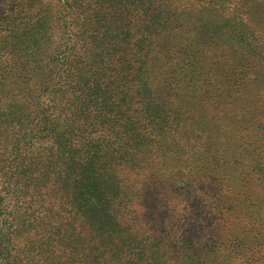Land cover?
<instances>
[{"label": "trees", "instance_id": "trees-1", "mask_svg": "<svg viewBox=\"0 0 264 264\" xmlns=\"http://www.w3.org/2000/svg\"><path fill=\"white\" fill-rule=\"evenodd\" d=\"M59 1L61 36L44 56L52 67L35 73L42 81L32 80L38 90L10 139L0 122V164L9 153L10 190L21 194L8 214L13 246L0 255L30 264H164L166 238L155 233L153 195L144 194L141 180L161 177L159 162L180 152L206 162L212 179L219 157L202 155L211 145L210 125L246 120L239 112L254 105L234 104L224 94L220 52L207 54L211 46L186 35L196 30L193 13L177 17L172 4L159 6L161 0ZM20 2L0 7V32ZM12 26L4 33L16 36ZM255 59L264 67V55ZM82 88L91 95L88 117L60 119L56 95L78 99ZM217 106L226 111H213ZM146 171L138 179L136 173ZM199 174L207 175L202 167ZM24 205L34 208L26 215Z\"/></svg>", "mask_w": 264, "mask_h": 264}, {"label": "rangeland", "instance_id": "rangeland-1", "mask_svg": "<svg viewBox=\"0 0 264 264\" xmlns=\"http://www.w3.org/2000/svg\"><path fill=\"white\" fill-rule=\"evenodd\" d=\"M10 1L0 0V7L8 6ZM171 4L177 17L184 18L181 15L186 13L196 17V30L187 33L188 37L211 46L207 54L220 52L217 75L222 76L224 94L232 95L234 104L244 99L254 106L239 112L246 114V120L238 123L216 120L210 125L211 145L202 155L219 157L218 175L212 174V179H208L211 167L206 162L200 165L201 161L192 155L180 152L159 162L157 173L161 177L141 180L144 194L153 195L154 201L148 199V202L154 207L150 209H155V233H163L166 238L161 260L164 264H264V67L255 59L264 55V0H197L190 6L176 0H161L159 6ZM19 5V11L14 12L0 32L3 33L0 35V122L9 139L26 120L28 102L33 101L38 90L32 80L40 83L42 74L52 67L46 64L44 56L57 47L61 36L59 0H21ZM11 25L16 36L4 33ZM31 33L33 38L29 39ZM230 52L238 54L230 55ZM42 66V74L36 75ZM74 77V82L82 84L78 76ZM81 91L83 96L78 99L75 93L74 99L66 92L56 95V114L60 119L67 117L78 123L88 117L91 95L85 88ZM79 105L87 107V111L80 112ZM213 111L226 110L217 106ZM1 155L2 150L0 159ZM8 157L9 153L4 154L0 164L2 252L13 246L8 214L13 198L21 197L17 189L13 190L15 187L10 190L12 168ZM201 167L206 171L205 177L199 174ZM147 172L136 176L143 179L141 176ZM29 183L26 195L31 194ZM28 198L25 196V201ZM143 206V203L136 206L138 212L143 211ZM145 207L144 210L148 205ZM25 208L27 215L34 206L30 210ZM136 221L144 227L139 219ZM140 232L148 234L145 229ZM19 258L22 262L3 254L0 264H30ZM48 260L56 262L52 257Z\"/></svg>", "mask_w": 264, "mask_h": 264}]
</instances>
